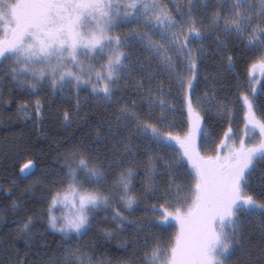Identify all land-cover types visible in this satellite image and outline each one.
<instances>
[{
	"label": "trees",
	"instance_id": "16d2710c",
	"mask_svg": "<svg viewBox=\"0 0 264 264\" xmlns=\"http://www.w3.org/2000/svg\"><path fill=\"white\" fill-rule=\"evenodd\" d=\"M189 1L182 0L187 18L174 31L142 18L112 30L111 44L132 45L122 51L124 65L112 79L107 61L93 56L81 66L65 62L58 72L49 63L0 64V264L169 261L176 234L172 223L154 214L195 207L201 193L200 178L183 157L190 139L183 74L197 66L207 81L199 89L201 115L215 140L202 136L204 147L229 126L223 107L242 104V83L248 91L258 85L251 99L264 121V76L252 74L264 61L258 49L264 18L259 26L251 22L264 0H217L211 28L209 20L201 23L200 7L187 11ZM249 23L250 30L244 27ZM192 48L204 52V60L202 53L198 59L189 54ZM66 70L73 76L68 81ZM80 74L88 80L83 83ZM31 105L39 106L33 118L24 110ZM252 163L243 183L253 209L240 216L230 232L234 245L217 264H264V157ZM72 187L101 199L81 237L52 228L53 201Z\"/></svg>",
	"mask_w": 264,
	"mask_h": 264
},
{
	"label": "rangeland",
	"instance_id": "374dc122",
	"mask_svg": "<svg viewBox=\"0 0 264 264\" xmlns=\"http://www.w3.org/2000/svg\"><path fill=\"white\" fill-rule=\"evenodd\" d=\"M216 1H189L187 11L196 10L195 13H198L196 6L200 7L201 23L209 20L211 28L218 19ZM182 4V0H0V64L7 59H17L23 67L36 64L47 66L49 63L56 66L52 69L58 72L65 62L81 66L84 58L89 61L93 56L107 61L106 74L112 79L124 65L122 51L132 47L126 43L123 46L111 44L112 30L118 26L124 30L142 18L157 22L161 30L174 31L177 22L187 18ZM49 8H52L53 14L42 19L44 11ZM260 8L261 14L251 21L256 26L263 23L264 5ZM252 23L244 27L250 30ZM259 32L263 36V43L260 47L256 39L254 43L261 50V56H264V28ZM106 42L110 44L106 45ZM185 49L189 50L190 45ZM191 51L189 54L196 56L195 59L199 57L204 60V52L193 48ZM197 53L202 54L197 57ZM182 60L184 63L188 61L187 58ZM263 63L254 66L253 75L264 76ZM129 66L128 62L126 68ZM48 71L50 69L46 73ZM71 73L69 70L62 72L63 79L70 80L73 77ZM84 75L81 80L83 83L88 80L87 75ZM200 76L197 66L189 68L187 74H183L180 86L183 88L186 84V107L190 115V139L183 149V157L200 178L201 193L195 207L186 206L182 212L166 217L162 213L154 214L156 220L172 223L171 231L176 234L172 255L166 264H210L212 260L217 264V261L228 256L235 242L230 232L235 231L240 216L251 211L248 207L254 206L247 200L244 209L236 208L240 197H247L243 180L251 170L253 160L264 157V121L259 119L254 100L251 99L253 92L255 96L259 92L257 84L250 91L245 83L240 87L238 85L237 92L242 94V104L232 102L223 107L226 112L223 119L229 120V126L218 141L209 139L208 145L205 144L208 148L202 145V136L215 140V135L209 128L206 131L201 115L203 95L199 89L207 81ZM38 108L37 105H31L24 110L29 113V118H33ZM239 148L240 153L235 154L232 165H227L224 160L230 157L228 154ZM100 202L97 194H82L75 187L65 190L53 201L52 228L64 237L83 236L88 228L90 214ZM223 222L227 225L220 229V233L216 229L222 228Z\"/></svg>",
	"mask_w": 264,
	"mask_h": 264
},
{
	"label": "flooded vegetation",
	"instance_id": "af4514ba",
	"mask_svg": "<svg viewBox=\"0 0 264 264\" xmlns=\"http://www.w3.org/2000/svg\"><path fill=\"white\" fill-rule=\"evenodd\" d=\"M62 1V0H61ZM63 1H65V0H63ZM66 1H68V0H66ZM53 14V12H52V8H49V9H47L46 11H44V13H43V16H42V19H45V18H47V17H49V16H51ZM235 154H237V153H233V154H231L230 155V157L229 158H226L224 161L225 162H227L226 164L227 165H232L231 163L233 162L232 160H233V157L235 156ZM219 160V158L217 159V161ZM224 162V163H225ZM224 163H223V165H224ZM219 164H221V161H219ZM222 166V165H221ZM240 197V196H239ZM249 201L250 203H251V201H250V199H249V197H240V201H239V205L236 207L237 208V210H240V209H242L243 207H245L244 205H245V202L246 201ZM252 204V203H251ZM250 207H251V205H250ZM250 207H248V210H250L251 208ZM244 209V208H243ZM189 218H190V216H188ZM234 218V217H233ZM226 221H228V220H226ZM227 225V223L225 224L224 222H223V227L222 228H219L218 230L216 229V231H218V232H220V233H222L221 231H220V229L222 230V229H224V227ZM222 235V234H221ZM220 240V239H219Z\"/></svg>",
	"mask_w": 264,
	"mask_h": 264
},
{
	"label": "water",
	"instance_id": "95a60500",
	"mask_svg": "<svg viewBox=\"0 0 264 264\" xmlns=\"http://www.w3.org/2000/svg\"><path fill=\"white\" fill-rule=\"evenodd\" d=\"M31 167H32L31 165L26 166L24 170H25L26 172H28V171H30Z\"/></svg>",
	"mask_w": 264,
	"mask_h": 264
}]
</instances>
